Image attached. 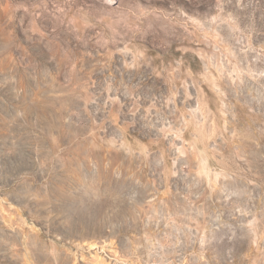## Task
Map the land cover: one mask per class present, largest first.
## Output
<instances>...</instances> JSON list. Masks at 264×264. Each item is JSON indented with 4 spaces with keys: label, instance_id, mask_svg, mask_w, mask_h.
Masks as SVG:
<instances>
[{
    "label": "rangeland",
    "instance_id": "374dc122",
    "mask_svg": "<svg viewBox=\"0 0 264 264\" xmlns=\"http://www.w3.org/2000/svg\"><path fill=\"white\" fill-rule=\"evenodd\" d=\"M0 264H264V0H0Z\"/></svg>",
    "mask_w": 264,
    "mask_h": 264
}]
</instances>
